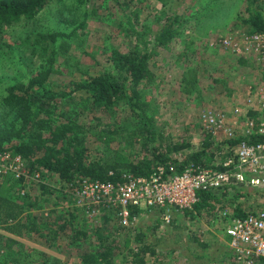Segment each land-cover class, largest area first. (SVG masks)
I'll return each mask as SVG.
<instances>
[{"label":"rangeland","instance_id":"374dc122","mask_svg":"<svg viewBox=\"0 0 264 264\" xmlns=\"http://www.w3.org/2000/svg\"><path fill=\"white\" fill-rule=\"evenodd\" d=\"M137 7L138 27L142 25L146 32H155L170 23L177 33L167 47L158 48L155 52L150 63L154 81L144 86V98L149 103L148 114L152 117L154 128L162 134L166 143L189 145L172 153L178 161L204 144H209L206 151L213 154L212 161L222 158L229 151L226 148L228 145L220 133L214 136L206 133L202 114L225 113L228 125L239 133L246 112L251 114L257 88L264 87V57L252 54L236 56L223 48L209 45L219 35L243 34L251 30L246 22V0H171L167 6L160 5L156 0H142ZM126 14L110 1L52 0L33 18L21 19L10 25L4 33L7 46L0 54V95L8 84L16 80L25 81L38 71L42 59L47 57L39 48L36 50L40 56L30 52L38 33L62 32L56 42L58 53L54 66L57 71L50 74L51 80H68L80 74L78 68L89 74L109 68L111 48L130 45L131 40L125 37L124 31ZM63 43L66 45L60 51ZM149 46L152 47V43ZM184 73L188 76L193 73L197 91L189 94L182 91ZM234 107L240 110L237 115L231 114ZM5 112L7 105H3L0 98V116ZM127 114L119 108L115 117L116 126L123 127ZM129 125L130 121L124 128ZM207 135L215 137L214 141ZM91 142L94 147L102 144L100 140ZM109 144L111 156L121 162L140 157L145 152L141 148L142 143L135 140L133 143L125 134L121 138L113 137ZM40 175L42 182L46 177L53 184L63 183L41 171ZM39 184L41 182L31 181L26 184V181L19 182L13 178L2 182L1 196L27 197L36 207L26 213L31 214L37 224L45 222V226L39 231L41 233L31 230L19 237L5 231L0 224V254L5 250L6 239L12 237L23 244V250L28 254L22 261L27 264H40L43 260L50 263L54 259L60 264H79V254L96 244V230L100 229L102 234L113 232L114 242L121 253L116 264H131L132 256L127 253L137 251L141 244L137 238L139 233L145 234L143 242L155 247L154 254H145V264L229 263V249L219 220L220 213L211 219L209 215H199L194 206L171 213L169 223L162 218L164 211L157 209L136 211L127 226L119 225L110 215L106 230L102 228V213L88 217L75 208L73 228H82L88 232V237L71 241L72 229H66L51 238L47 222H50L51 228L56 227L58 217L67 218V211L74 206L69 198L55 191L46 194ZM221 191L230 200L227 210L232 214L236 206L241 211L264 206V190L254 193L249 187L230 182ZM198 235L204 246L198 245L193 238ZM124 256H127L125 260L122 259Z\"/></svg>","mask_w":264,"mask_h":264},{"label":"trees","instance_id":"16d2710c","mask_svg":"<svg viewBox=\"0 0 264 264\" xmlns=\"http://www.w3.org/2000/svg\"><path fill=\"white\" fill-rule=\"evenodd\" d=\"M51 1L0 0V54L7 46L4 40L6 29L21 19L33 18ZM103 1L113 2L125 14L127 12V26L124 31L125 37L131 40L130 45L111 48L109 68L95 74L78 68L80 74L58 82L51 80L50 74L57 71L54 66L58 53L56 42L62 32L38 33L30 52L40 56L36 50L39 48L47 57L42 59L38 71L25 81L16 80L8 84L0 95L2 104L7 105V112L0 116V151L9 150L23 158L31 168L47 174L48 177L54 176L62 182L78 177L116 181L125 172L148 174L156 164H175L178 171L188 162L201 166L211 164L213 154H207L206 147L209 144L204 142L200 149L191 152L182 161L173 158L172 153L189 145L166 143L162 134L154 128L152 117L148 114L149 103L144 98V86L154 81L150 63L158 48L167 47L168 43L175 39L176 29H173L170 23L155 32H146L142 25L138 27L137 3L142 0ZM156 1L162 6H167L171 0ZM245 11L246 22L251 29L264 32V16L257 1L246 0ZM174 18H177L176 15ZM150 43L152 47L149 46ZM65 45L63 43L59 50ZM182 77L181 89L185 94L198 90L193 73L190 76L184 73ZM119 108L120 111L128 113L123 127L116 126L118 123L115 117ZM123 121L124 119L121 123ZM128 121L130 125L124 128ZM124 134L130 141L133 140V143L134 140L142 143L141 148L145 152L140 157L135 156L132 160L121 162L111 156L109 142L113 137L121 138ZM207 136L211 139L210 135ZM91 138L95 142L100 140L102 144L92 146ZM237 141L236 139L228 143L234 144ZM40 182L39 185L46 194L50 195L55 191L64 196L59 182L53 184L46 177ZM198 197L194 208L199 215H209L212 219L222 210L230 208L227 204L230 200L221 189L201 191ZM32 207H36L35 203L27 200V197L20 199L15 195H2L0 224L5 231L19 237L31 230L39 232L45 222L37 224L31 214L26 213ZM74 211L75 207L67 211V218L60 215L59 224L54 228L47 222L51 238L56 237L58 231L66 229H72L71 241H81L88 237L87 231L73 228ZM136 211L138 210L132 209L131 213ZM232 212L234 215H241L244 211L236 206ZM103 216L102 228L106 230L111 219L110 213L106 211ZM96 231L98 241L90 246L88 251L79 254V264H116L121 253L114 242L113 232L102 234L100 229ZM144 237V233H139L137 238L141 242L140 246L136 252L127 253L132 256L131 264H145V254L155 252L154 246L143 242ZM193 238L198 245L204 246L200 235ZM14 245L17 248L14 249ZM26 254L28 253L23 250L22 243L8 237L5 250L0 254V264H27L22 261ZM126 258L127 256H124L122 259ZM42 262L60 264L55 259L50 263L44 260ZM42 262L40 264H43Z\"/></svg>","mask_w":264,"mask_h":264},{"label":"built area","instance_id":"2783aa9c","mask_svg":"<svg viewBox=\"0 0 264 264\" xmlns=\"http://www.w3.org/2000/svg\"><path fill=\"white\" fill-rule=\"evenodd\" d=\"M256 1L264 16V0ZM209 45L236 56L264 57V32L251 29L243 34L227 33L219 35ZM253 103L251 114L246 112L239 133L228 125L225 113L202 114L206 133L212 136L220 133L229 148L225 156L207 166L188 162L178 171L175 164H156L145 175L125 172L116 181L78 177L64 181L60 188L72 205L86 216L107 211L121 226L130 224L132 209L164 211L162 218L169 223L171 213L190 209L197 203L199 192L223 189L230 182L249 187L254 193L260 192L264 190L263 86L257 88ZM239 111L234 107L231 114L237 115ZM236 139L238 141L233 145L228 143ZM24 161L9 150L0 151V191L2 182L8 178L26 181V184L41 181L40 171ZM219 220L230 252L228 264H264V206L244 211L241 215L224 209Z\"/></svg>","mask_w":264,"mask_h":264}]
</instances>
